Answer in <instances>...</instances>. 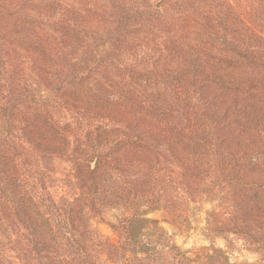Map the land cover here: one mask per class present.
<instances>
[{
	"label": "rangeland",
	"instance_id": "1",
	"mask_svg": "<svg viewBox=\"0 0 264 264\" xmlns=\"http://www.w3.org/2000/svg\"><path fill=\"white\" fill-rule=\"evenodd\" d=\"M192 2L166 0L156 15H149L157 8L152 0L18 1L23 24L36 27L31 34L20 32L27 40L23 46L29 44L49 58L41 62L44 70L37 76L25 71L31 88L50 98L44 114L50 128L42 132L30 126V131L49 138L52 132L60 135L57 144L65 153L38 158L24 153L18 159L14 152L21 153L19 145H29L24 137L28 129L22 121H13L7 151L16 170L25 168L28 184L19 190L12 177L8 185L0 162V264H22L23 257L26 264H264V58L259 56L264 33H258L261 42L252 43L256 47L251 62L234 53L224 57L216 49L209 55L197 53L188 46L204 40H196V30L208 20ZM136 9L154 18L142 27L129 18L123 30L126 42L120 52L111 50L106 70L91 73L83 85L65 91L76 88L85 102L92 92L110 102L111 95L117 97L114 117L96 106L87 110V102L86 109L64 107L61 96L66 97L56 89L60 66L92 56L96 46L107 47L94 45L93 39L83 47L84 33H90L80 27L86 24L82 19L102 30L119 23L124 11L132 14ZM0 10L4 34L18 41L19 33L12 30L15 16L9 19ZM187 17L192 21L187 23ZM75 23L80 25L77 33L61 48L63 30ZM177 30L187 38H179L175 47ZM211 32L215 46L220 36L229 37L219 27ZM14 43L5 39L0 54L27 51ZM124 64L141 74L137 80L136 75L130 80ZM181 74L196 79L187 78L179 86L176 78ZM141 99L154 108L131 102ZM2 131L0 125L1 136L6 134ZM41 140L47 143V137ZM77 150L85 155H77ZM95 162L90 173L87 168ZM76 163L88 167L79 169ZM32 185L39 187L36 196ZM81 191L82 200L73 204ZM30 198L43 222L25 229L13 209ZM127 217L134 220L121 232L115 225ZM128 227L134 236H127ZM41 236L50 245L35 254L31 247L39 248ZM20 242H28L27 247L19 250Z\"/></svg>",
	"mask_w": 264,
	"mask_h": 264
},
{
	"label": "trees",
	"instance_id": "2",
	"mask_svg": "<svg viewBox=\"0 0 264 264\" xmlns=\"http://www.w3.org/2000/svg\"><path fill=\"white\" fill-rule=\"evenodd\" d=\"M18 1L15 0L14 2H11V0H0V7L3 9V12L7 15L5 17H9V19H12L14 16L15 18L12 20L14 32H18L19 39L18 41L14 40L11 37L7 36V33L4 34V27L5 24L0 23V50L4 51V47L2 46V43L5 39L13 40L16 46L26 49L27 51H24L23 54H19V52H14L12 55L9 51L4 53V56L0 54V100L2 101V104H0V108L3 109L4 115L0 116V125L3 128V131L6 133L5 135H0V162H3L1 172L8 174L9 179H7V184L10 185L9 181L10 178H14L17 182L16 186L19 188H24L25 185L28 184V179H25V168L17 169L16 165L13 162V160L10 158L11 154H8V142H7V132L10 131V127L13 123V121H22L23 128L28 129V132L25 133L24 137L28 141L29 145H19V148L21 149V153H18L17 150H15L14 155L18 159H23L22 156L25 154H30L34 158H38L40 155H47V156H55L58 154V157L65 153V148L62 146H59L57 143L58 138L60 135H57V137L53 134L50 135L51 138L48 137L47 134L38 135L32 131H30V126H37L39 129L42 130V132H47V128L49 127L50 123L48 121V118L44 115L46 114L45 109L46 103L50 102V98L47 94H41L39 92V89L31 88L30 84V78H26L25 71L34 72L33 75L37 76L39 70H44L41 62L44 61L45 63L49 61V58L47 57V53L45 52H38L29 44H25L23 46V42L27 41L25 38L22 39L23 35L20 34L22 30H27L29 33L30 31L36 30L35 23L33 24V27H28V25L23 24V20L25 19L20 13L17 8L19 6ZM235 1V0H233ZM166 0H152V3H157L154 5L156 6V10H153V14L149 15H156L159 12V7H162ZM194 5L195 9L198 10L199 14L204 15V17L208 20L205 23L200 24L199 27H197L196 30V40L198 39H204L203 41H200L198 43L194 42V44H191L188 46V48H194V50L204 52L205 54L209 55V53H213L214 49H216L220 54H222L224 57H227V55H232L234 53L237 57L243 60L245 58L246 62H251V58L254 57L255 50L252 49V47H256V44H252L253 42H261V38L258 36V33H264V0H242L241 2L237 0L235 4H232L231 0H193L192 4ZM243 4L241 10L234 11V7H240V5ZM112 6V5H111ZM149 8L151 7L150 4H146ZM153 9V8H152ZM1 11V10H0ZM94 14L93 12H91ZM124 14L121 16L122 20L117 23L114 26H109L108 28H104L102 30H99L98 25H95L87 18L82 19L83 23H86L84 26H80L84 32H89L90 34H85L84 37L87 38V40H82L83 47L87 48L88 41L93 39V44L95 45L97 42L100 43H106L107 47L101 50H98V46L95 47V52L92 56L87 57L86 59L80 58L77 59L75 62H66L65 64L60 66V74L59 79L56 84V89L60 91V94L62 93L66 98L64 99L61 96L62 105L66 108H73L78 109L81 105L83 108L86 109V102H87V110H90L93 107H97L96 109H100L102 111H106L107 117H114L113 115L116 114V109L112 105V103H117L118 98L114 99L115 96L111 95L112 99L111 102L108 100H103L102 95H99L96 97V93L92 92V89H88V91L92 92L91 97L85 102L82 97L78 96V92L76 88H73L69 93H66L65 91L70 88V86H76L79 87L82 81L87 80L90 77V74L96 71H99L100 69L106 70V66L108 64H111V62L108 60V55L111 54V50H117L120 52L121 45H124L125 41V33L124 29L127 26V20L129 18H132L136 21V23L140 24V26H144L145 23L150 22L152 18H149L148 16H141L143 13L139 11V9H136L132 14H128L127 11L123 12ZM91 14V15H92ZM96 15V14H95ZM212 15V16H211ZM94 16V15H92ZM209 16V17H208ZM71 18V17H70ZM72 19V18H71ZM211 20V22H209ZM187 23L192 21L190 18L187 17L185 20ZM214 21V22H213ZM0 22H4V18H0ZM28 23H31V21H27ZM73 22V21H72ZM238 25V28L235 27V25ZM76 26L69 28H65L63 30L62 35L60 37V43L62 44L61 48H66L67 46L64 44L66 42L67 38L74 35V33H77V27H79L76 23ZM216 27H219L222 29L224 33H229V37H226V35L220 36L221 40L218 45L213 44V39L211 38V30H215ZM34 32V31H33ZM31 34V33H30ZM174 44L175 47L178 46V39L181 37H184V39L187 38L183 32H179L177 30V33L173 34ZM184 35V36H183ZM13 36V35H12ZM89 39V40H88ZM195 40V41H196ZM92 44V45H93ZM23 47H22V46ZM264 47V46H262ZM59 48V49H61ZM15 50V49H14ZM177 51V50H175ZM87 51H83L84 54H86ZM126 53V50L124 51ZM180 52V51H177ZM91 53V50H90ZM3 54V53H2ZM104 54V55H102ZM24 56L27 58L25 59ZM259 56H262L264 58V52L261 53ZM5 57V58H4ZM3 61H2V60ZM90 59V60H89ZM3 62V64H2ZM5 64V66H4ZM31 64V66H29ZM258 65V64H257ZM124 70L128 69L126 65H122ZM261 66L264 69V60L261 61ZM203 69V68H202ZM130 73L127 74L130 80H132L133 75H136L137 78L141 75L137 70L135 69H128ZM7 73V74H6ZM4 74H6L4 76ZM57 75V74H55ZM182 74L176 78L177 83L179 86H182L185 84V79H196L193 78L191 75L184 74L183 77H181ZM206 77V75H203ZM214 78V77H213ZM218 78L222 79L220 76ZM49 82L54 83L53 80L48 79ZM133 81V80H132ZM100 82V81H99ZM194 82V81H192ZM223 83H228L230 81L223 80ZM141 83V82H139ZM146 83V80H143V84ZM201 83H203L201 81ZM260 86V84H258ZM207 86H209L207 84ZM113 87V86H112ZM252 87H255L253 85ZM114 88V87H113ZM115 88V92H116ZM130 91L129 93H131ZM137 92V91H136ZM132 95V94H131ZM133 104H145L148 108H154L153 103H147L145 99H141L140 102H137L136 100L131 101ZM93 115H101L98 112H91ZM171 118L178 117L177 115L170 116ZM114 119V118H113ZM95 130V129H94ZM2 131V134H3ZM37 135V136H36ZM45 136L47 137V143L43 145V142L41 140V137ZM56 140V141H55ZM21 154V155H20ZM77 155H85L81 151H76ZM69 157L72 159L73 154L69 153ZM78 161H85V158H76ZM116 160L119 162L120 159L116 158ZM88 167L84 164L76 163L77 168L82 167ZM96 162L95 164L88 169V171H93L94 168H96ZM16 170V172H15ZM23 186V187H21ZM39 187H34L32 185L31 192L33 191V194L36 196L39 192L37 190ZM3 190L0 189V192ZM82 191L79 192V194L75 197H73V201H71L73 204H76L78 200H82ZM83 206V205H82ZM30 208L33 209V211H30ZM72 211V210H71ZM4 214V211L0 207V216ZM13 215L18 218L19 222L25 225V229H27V225L29 224H36L42 223V213L38 209V205L34 202H32V198L21 200L18 204L14 206L13 209ZM133 218V217H132ZM132 218H123L119 221L116 227H121V232H124V224L127 222H132L131 220H134ZM119 225V226H118ZM127 236H134L133 231L131 227H128V230L126 232ZM24 235V234H23ZM37 235H41L37 232ZM55 239V238H53ZM126 239V238H125ZM25 241H28L27 238ZM18 243V241H16ZM46 243L50 245L49 240H45V238L38 237V245L39 248L36 246L31 247V250L35 252V254H38L41 248L47 247ZM36 244V243H35ZM28 242H20L19 244V250L22 249V246L27 247ZM57 245V243H56ZM24 256V254H23ZM22 264H26V257H23ZM25 262V263H24Z\"/></svg>",
	"mask_w": 264,
	"mask_h": 264
}]
</instances>
